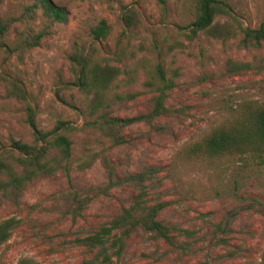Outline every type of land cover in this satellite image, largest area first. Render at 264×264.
Listing matches in <instances>:
<instances>
[{"label":"rangeland","instance_id":"rangeland-1","mask_svg":"<svg viewBox=\"0 0 264 264\" xmlns=\"http://www.w3.org/2000/svg\"><path fill=\"white\" fill-rule=\"evenodd\" d=\"M67 12L66 23L47 20L38 10L25 20L22 14L34 0H0V15L15 21L0 43V153L11 140L32 143L27 122V106L33 108L37 128L51 129L57 120L81 128L87 100L72 83L68 54L77 42L102 60L122 69L112 91H137V96L112 107V114L131 117L145 113L151 93L142 86L146 72L160 62L166 73L177 71L176 85L169 91L167 106L174 110L157 118L154 127L137 122L123 129L125 142L112 145L89 129L69 134L73 150L69 171L58 170L49 177L30 181L17 202L0 196V221L20 220L7 241L0 244V264H16L28 256L38 264H79L92 256L77 238L94 232L128 206L135 194L129 184L112 187L107 193L93 195L90 188L101 187L105 171L100 160L80 170L78 159L102 148L106 150L118 177L138 172L143 165L158 171L149 187L150 203L164 202L157 217L176 227L195 230L200 241L193 252L178 257L162 239L140 230L126 242L122 264H261L264 251V174L243 166L221 171L207 163H175V153L194 141L219 119L223 104L242 99L264 101V69H250L241 75L223 71L231 58L258 65L264 61V45L242 49L237 39L221 41L199 32L188 39L191 21L182 8L183 0H165V12L158 0H51ZM242 26L258 28L264 22V0H222ZM133 9L136 25L124 29L122 13ZM105 19L111 31L105 41H95L89 30ZM220 20L235 22L227 17ZM238 23V24H239ZM48 27L37 46L16 48L22 38ZM23 88L26 99L7 92L10 82ZM90 196L89 202L74 214L76 198ZM93 195V196H92ZM231 219L229 246H214L209 239L213 224L228 211ZM241 246L235 257L228 250Z\"/></svg>","mask_w":264,"mask_h":264},{"label":"trees","instance_id":"trees-1","mask_svg":"<svg viewBox=\"0 0 264 264\" xmlns=\"http://www.w3.org/2000/svg\"><path fill=\"white\" fill-rule=\"evenodd\" d=\"M165 12V0H158ZM183 10L191 15L185 36L193 39L201 32L208 37L225 41L237 39V46L242 49L260 48L264 45V22L256 29L242 26L231 7L222 0H183ZM47 20V26L54 23H66L67 12L51 0H34L26 6L22 18L31 19L37 11ZM227 17L235 22V26ZM124 29L136 25V14L133 9L122 13ZM15 21L12 16L0 15V43ZM239 23V24H238ZM48 27L39 32L24 36L16 48L27 50L37 46L42 37L48 33ZM111 31V26L105 19H100L89 30L95 41H105ZM68 69L73 78L72 83L84 93L87 100L84 110L85 119L81 128L64 120H57L55 125L46 131L37 128L33 108L28 105L27 122L32 130L33 142L11 140L10 147L0 153V196L17 202L30 181L39 177H49L58 170L69 171L73 150V142L69 134L77 129H89L112 145L124 143L123 129L133 123L144 122L154 127L157 118L175 113L166 104L169 91L176 85L177 71L168 75L160 62H156L146 72L142 86L151 93L148 108L145 113L120 117L112 114V107L117 103H126L134 99L137 91H112L117 77L122 69L111 65L105 57L102 60L93 50L74 42L68 54ZM264 69V61L255 65L246 61H236L228 58L223 71L228 74L241 75L246 71ZM7 92L18 99L25 100L26 94L16 82H10ZM219 119L210 124L194 141L181 146L175 153V163L183 167L207 163L221 171H227L235 166H243L256 174H264V101L258 99H242L233 104H223L219 111ZM99 159L105 171L106 181L101 187L90 188L93 195L105 194L109 189L121 184H129L135 189L128 206L123 207L108 221L76 242L84 246L92 256L83 258L79 264H122L125 245L129 237L137 232L148 233L154 238L162 239L181 257L193 252L194 245L200 240L195 230L165 223L157 215L164 202H149L148 194L151 183L155 180L158 169L152 165H143L138 172L118 177L106 150L102 148L78 159L76 167L84 170ZM92 195V196H93ZM90 196L76 198L74 214L83 209ZM237 211H228L219 222L213 224L210 243L214 246H229L231 219L237 216ZM20 220L9 217L0 221V244L7 241L12 229L18 226ZM241 246L228 250L226 256L235 257L241 253ZM260 263L264 264V251L260 255ZM16 264H38L28 256H21Z\"/></svg>","mask_w":264,"mask_h":264}]
</instances>
